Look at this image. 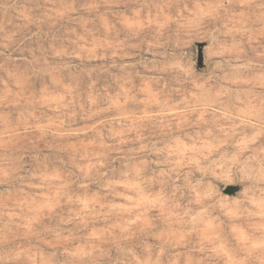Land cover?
Listing matches in <instances>:
<instances>
[{"label": "rangeland", "instance_id": "374dc122", "mask_svg": "<svg viewBox=\"0 0 264 264\" xmlns=\"http://www.w3.org/2000/svg\"><path fill=\"white\" fill-rule=\"evenodd\" d=\"M0 264H264V0H0Z\"/></svg>", "mask_w": 264, "mask_h": 264}, {"label": "water", "instance_id": "95a60500", "mask_svg": "<svg viewBox=\"0 0 264 264\" xmlns=\"http://www.w3.org/2000/svg\"><path fill=\"white\" fill-rule=\"evenodd\" d=\"M206 44V42H198L197 43V61H196V68L199 71H204L205 65L203 62V53L202 48ZM241 185L239 183L236 184H228L223 188V193L227 195H235L237 191L240 189Z\"/></svg>", "mask_w": 264, "mask_h": 264}]
</instances>
